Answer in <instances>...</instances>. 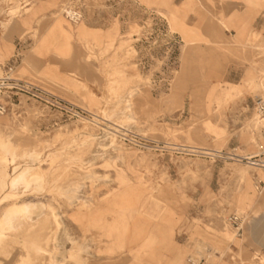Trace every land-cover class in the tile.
<instances>
[{
    "label": "rangeland",
    "instance_id": "obj_1",
    "mask_svg": "<svg viewBox=\"0 0 264 264\" xmlns=\"http://www.w3.org/2000/svg\"><path fill=\"white\" fill-rule=\"evenodd\" d=\"M9 65L0 264H264V0H0Z\"/></svg>",
    "mask_w": 264,
    "mask_h": 264
},
{
    "label": "built area",
    "instance_id": "obj_2",
    "mask_svg": "<svg viewBox=\"0 0 264 264\" xmlns=\"http://www.w3.org/2000/svg\"><path fill=\"white\" fill-rule=\"evenodd\" d=\"M67 12V16L69 20L73 23H79L82 20V13L79 9L70 8ZM13 66L9 65L5 70V74L0 78V89H9V90H17L22 91L26 94L32 95L34 97H40L47 100H51L49 97H52L50 93L45 91L43 88L34 85L28 81L16 78L12 75ZM59 103V102H58ZM68 104L63 100L60 101V105L66 108ZM8 106L0 101V113L4 114L8 111ZM254 113L256 118L261 120L264 123V81H263V89L262 92L256 96L254 99ZM262 167H264V163H261ZM228 222L235 227V229H240V220L236 215H231L228 217Z\"/></svg>",
    "mask_w": 264,
    "mask_h": 264
},
{
    "label": "bare ground",
    "instance_id": "obj_3",
    "mask_svg": "<svg viewBox=\"0 0 264 264\" xmlns=\"http://www.w3.org/2000/svg\"><path fill=\"white\" fill-rule=\"evenodd\" d=\"M0 74H1V70H0ZM134 94L132 93L131 94V96L129 97V98H131L132 96H133ZM131 100V99H130ZM130 100L129 99H127V103H129L130 102ZM132 105L133 104H131V102L129 103V104H124L123 106H122V108L119 110V111H117L116 113L117 114H115L116 115V121L117 122H119L120 124H124V123H127V121H128V123L130 122V120L133 118V116L134 115H132ZM130 109V110H129ZM130 111V112H129ZM97 122V121H96ZM118 123V124H119ZM84 126V125H83ZM120 126V125H119ZM118 127V126H117ZM124 128H125V124H124ZM128 128V127H127ZM127 130V129H126ZM124 131H125V129H124ZM123 131V132H124ZM128 131V130H127ZM95 132V131H94ZM110 132V131H109ZM126 132V131H125ZM124 132V133H125ZM129 132V131H128ZM113 138V137H112ZM1 141V140H0ZM3 141V140H2ZM4 143H5V141H3ZM3 145V144H2ZM264 152V151H263ZM263 152H261V153H263ZM73 156V155H72ZM76 156V155H75ZM112 156V155H111ZM251 157V156H250ZM76 158V157H75ZM104 158V157H103ZM247 158H249V156L247 157ZM252 164H255V162H253ZM262 178H264V174H262ZM55 180V179H54ZM53 180V181H54ZM78 187V186H77ZM75 189V188H74ZM75 190H77V189H75ZM70 193V192H69ZM72 193V192H71ZM80 199V198H79ZM78 199V200H79ZM88 252V251H87ZM85 260V259H84ZM75 261V260H74ZM83 261V260H82ZM81 261V262H82ZM73 262V261H72ZM81 264V263H80ZM82 264H87V261H83V263Z\"/></svg>",
    "mask_w": 264,
    "mask_h": 264
}]
</instances>
